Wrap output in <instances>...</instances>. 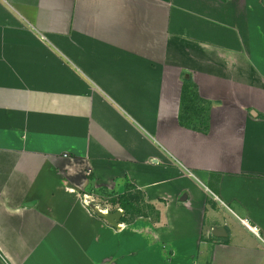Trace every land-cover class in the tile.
Segmentation results:
<instances>
[{"label":"crops","instance_id":"1","mask_svg":"<svg viewBox=\"0 0 264 264\" xmlns=\"http://www.w3.org/2000/svg\"><path fill=\"white\" fill-rule=\"evenodd\" d=\"M126 185L159 220L91 210ZM109 230L111 264H264V0H0V264H107Z\"/></svg>","mask_w":264,"mask_h":264},{"label":"rangeland","instance_id":"2","mask_svg":"<svg viewBox=\"0 0 264 264\" xmlns=\"http://www.w3.org/2000/svg\"><path fill=\"white\" fill-rule=\"evenodd\" d=\"M161 68V67H160ZM161 70H163V72L165 73L166 71H167V69H162L161 68ZM168 72V71H167ZM170 73V72H169ZM189 79H191V81H192V83H194L193 82V80H192V78H189ZM186 78L185 77H183L182 78V82H183V85L185 84V82H186ZM196 86V85H195ZM194 90H192V95H194L196 92H197V94H198V98L200 97L204 102L201 104V106L202 107H209V108H211V106L213 105V103L212 102H210V101H207V100H205V98H203V97H201L200 96V94H199V92H198V88H197V90H196V92L194 91ZM230 91V90H229ZM232 91V90H231ZM231 91H230V93L228 92V94H225V99H226V101H225V103H227L228 102V100L229 99H233V100H235L236 99V97L233 95V94H231ZM250 91H252V90H250ZM233 92V91H232ZM197 96V95H196ZM192 104H194V101H192ZM191 104V105H192ZM229 105V104H228ZM206 114H204V115H200V118L201 117H203V119H206V116H205ZM191 116V119H192V122L194 121V120H198L199 118H198V115H193V114H191L190 115ZM88 192V194L89 195H91V196H89V198H88V202L91 204V205H93V204H98V206L97 207H95L96 209H100V210H102V211H109V213H115L117 210H119L118 208H119V206L117 205V203H114L115 201H117L118 200V198H119V195H123V194H128V195H133V196H136L137 197V200H135V205H137V207L141 210V215L145 218L146 216V218L147 219H151L152 220V222H156V220H159V219H157V216H155L154 214H152L151 212H150V207H151V205L150 204H148L147 203V200H146V197L142 194V193H140V192H138V191H136L134 188H133V186H128V185H126V189H125V192L124 193H119V192H115L114 194L113 193H111L110 194V192H112V190H110V191H108L107 193L106 192H97V191H95V190H93V189H91V190H89V191H87ZM119 194V195H118ZM93 199H92V198ZM92 200H94V203H92L91 201ZM136 202H137V204H136ZM91 210L93 211L94 210V207H91ZM151 213V214H150ZM224 214V213H223ZM141 215H139V214H137V213H135V214H132L131 216H130V219H128L127 220V222L125 223V224H123L122 223V226H124L125 228H127L126 230H125V233H128L129 231H132V227L133 226H135V222L139 219V218H142V216ZM108 224V223H107ZM109 225V224H108ZM138 225H141V224H138ZM110 226V225H109ZM110 227H112V226H110ZM112 229H114L115 231H117V232H119L120 230L119 229H116V228H114V227H112ZM258 230V229H257ZM259 232V231H258ZM128 235V234H127ZM126 236L125 235H122V234H120V235H117V234H115L114 232H112V231H108L107 232V236L106 237H102V236H100L99 234L98 235H96V239L97 240H95V241H100V242H102L103 240H104V242H105V244H104V246L106 247L105 248V257H106V259H107V264H111V262H112V260L111 259H113L114 258V255L116 254V253H118V256L120 255V254H123L124 255V251H123V253L122 252H118V251H120V250H125V249H127V246H126V244H133L134 243V240H135V242H136V239H134L133 238V236H130V234H129V238H127V239H124ZM91 238H92V236H91ZM99 238H100V240H99ZM126 241V242H125ZM94 241L91 239V241L89 242L90 243V245L93 243ZM87 245V244H86ZM78 248H80V246L78 247ZM120 248V249H119ZM75 249H77V248H75ZM119 249V250H118ZM90 254H91V256H93V258L92 259H90V261H91V263L92 264H98V263H96L97 262V253H94V251L92 250L91 252H90ZM55 255H53L52 257H50L49 258V261L50 262H53V263H57L56 261H58V260H55L56 259V257H54ZM74 258H76V255H74V256H71V260H73ZM7 260H2L1 262H3L4 264H7V262H6ZM74 261H76V260H74ZM75 263V262H74ZM77 263V262H76ZM199 264H207L206 262H204L203 260H200V262H199Z\"/></svg>","mask_w":264,"mask_h":264},{"label":"trees","instance_id":"3","mask_svg":"<svg viewBox=\"0 0 264 264\" xmlns=\"http://www.w3.org/2000/svg\"><path fill=\"white\" fill-rule=\"evenodd\" d=\"M192 90L196 92L197 88L194 85V83H192L191 79H187L182 89L181 108L179 112L180 124L183 127L186 126L187 128L192 127V124H190V122H192V119L190 116L191 114L198 115V117H200V115H204L208 113L210 109L209 107L206 108V107L201 106V104L204 101L200 97L198 98L197 92L194 95H192ZM192 101H194V104H192ZM204 129L205 130L208 129L207 124L205 125ZM135 200H137L136 196L123 194V195H120L118 200L114 202V203H117L119 208L123 209L125 212V217L123 219L124 223H126L127 220L130 219V216L132 214H135V213L139 215L142 214L141 210L137 207V205H135Z\"/></svg>","mask_w":264,"mask_h":264},{"label":"water","instance_id":"4","mask_svg":"<svg viewBox=\"0 0 264 264\" xmlns=\"http://www.w3.org/2000/svg\"><path fill=\"white\" fill-rule=\"evenodd\" d=\"M94 211L96 215L107 221V223L113 226L114 228L119 229V226L122 225V218L125 214L124 211L118 210L115 213L108 212L106 214H103L102 212L98 211L95 207H94ZM221 232L225 233V230H220L219 233Z\"/></svg>","mask_w":264,"mask_h":264},{"label":"bare ground","instance_id":"5","mask_svg":"<svg viewBox=\"0 0 264 264\" xmlns=\"http://www.w3.org/2000/svg\"><path fill=\"white\" fill-rule=\"evenodd\" d=\"M97 210H98V211H100V212H102L103 214H106V213H107L106 211H102V210H100V209H97ZM110 226H111V225H110ZM112 227H113V226H112ZM119 228H120V229H122V228H123V226H122V225H120V226H119Z\"/></svg>","mask_w":264,"mask_h":264},{"label":"built area","instance_id":"6","mask_svg":"<svg viewBox=\"0 0 264 264\" xmlns=\"http://www.w3.org/2000/svg\"><path fill=\"white\" fill-rule=\"evenodd\" d=\"M252 231L255 233V234H258V230H257V228L255 227V228H253L252 229Z\"/></svg>","mask_w":264,"mask_h":264}]
</instances>
